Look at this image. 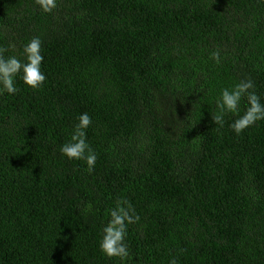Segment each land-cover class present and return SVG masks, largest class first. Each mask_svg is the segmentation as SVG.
Returning <instances> with one entry per match:
<instances>
[{
    "label": "trees",
    "instance_id": "1",
    "mask_svg": "<svg viewBox=\"0 0 264 264\" xmlns=\"http://www.w3.org/2000/svg\"><path fill=\"white\" fill-rule=\"evenodd\" d=\"M34 36L43 86L0 95V264H264V120L212 116L242 79L264 102V0H0L5 56ZM84 112L91 170L60 153ZM123 199L121 260L99 241Z\"/></svg>",
    "mask_w": 264,
    "mask_h": 264
},
{
    "label": "clouds",
    "instance_id": "2",
    "mask_svg": "<svg viewBox=\"0 0 264 264\" xmlns=\"http://www.w3.org/2000/svg\"><path fill=\"white\" fill-rule=\"evenodd\" d=\"M35 4L43 13H52L58 7V0H35ZM41 45L39 36L32 37L22 49L23 59L14 55L6 57L7 48L0 46V95H14L19 91L16 85L17 77L33 90L43 86L46 76L41 69L44 59ZM254 87L249 78L223 88L215 101L218 114L212 115L214 123L223 127L225 114L237 115L238 118L230 124V128L239 135L246 128L264 120V102H261V97L256 94ZM243 100H246L247 107L243 114L239 115ZM91 124L92 118L87 112L80 114L72 129L70 140L60 147L62 156L69 160H83L89 170L95 167L97 160V155L87 140L86 130ZM108 214L110 218L102 228L99 241L100 251L108 258L117 257L124 260L130 255L126 242L128 227L139 222L140 216L127 199L118 200ZM168 264H179L178 258H170Z\"/></svg>",
    "mask_w": 264,
    "mask_h": 264
}]
</instances>
